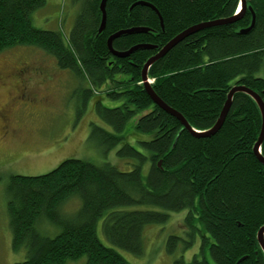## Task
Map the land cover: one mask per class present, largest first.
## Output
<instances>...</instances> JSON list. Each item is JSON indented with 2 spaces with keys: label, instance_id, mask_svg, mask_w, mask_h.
<instances>
[{
  "label": "trees",
  "instance_id": "16d2710c",
  "mask_svg": "<svg viewBox=\"0 0 264 264\" xmlns=\"http://www.w3.org/2000/svg\"><path fill=\"white\" fill-rule=\"evenodd\" d=\"M82 1L80 15L65 38L61 31L33 24V13L47 0H0V53L27 46L53 56L58 67L72 72L80 83L82 113L93 94L99 96L94 111L110 129L92 123L89 138L104 153L121 145L117 156L134 164L131 171L122 172L109 162L71 158L43 175L9 176L5 192L12 245L15 251L27 249L26 260L18 264H69L83 258L86 264H130L100 240L99 221L111 244L139 256L145 227L164 224L170 212L182 211L187 212L188 240L170 236L167 252L174 254L180 245L188 251L198 237L202 241L190 263L181 257L175 264H264L257 238L264 227V165L253 151L262 129L256 102L236 93L220 130L197 136L156 105L142 85L144 65L160 49L190 27L235 16L240 0H108L102 33V0L79 4ZM137 2L156 7L164 28L151 7ZM246 2L239 21L192 34L149 70L159 98L196 131L215 126L236 85L264 100V74L258 76L264 72V0ZM252 11L255 26L243 34L252 24ZM136 28L149 32L116 38L114 50L126 52L145 44L157 49L114 56L109 37ZM104 99L122 104L106 108ZM133 118L136 132L128 137L143 134L136 140L140 149L126 140L125 129ZM261 154L264 158V142ZM2 178L0 174V182ZM73 199L78 208L66 212ZM136 206L161 210L126 209ZM44 224L59 233L43 234Z\"/></svg>",
  "mask_w": 264,
  "mask_h": 264
},
{
  "label": "rangeland",
  "instance_id": "374dc122",
  "mask_svg": "<svg viewBox=\"0 0 264 264\" xmlns=\"http://www.w3.org/2000/svg\"><path fill=\"white\" fill-rule=\"evenodd\" d=\"M83 1L79 0H47L44 7L33 13V24L43 30L61 31L68 38L80 15ZM25 70L22 79L28 81L29 87L38 91L40 99L35 105L19 99L17 76ZM262 71L258 76H263ZM87 87L85 85L82 88ZM80 83L72 72L58 67L53 56L44 51L27 46H16L0 53V264H18L26 260L25 247L15 251L13 236L7 211V195L5 181L11 175L39 176L57 168L63 161L71 158L88 160L94 163L109 162L118 165L122 172H129L134 161L117 156L118 148L104 153L90 137L91 124L96 123L110 129L94 111V102L98 94L87 103L84 113L80 107ZM104 93L100 94L103 95ZM103 106L116 108L121 101L104 99ZM26 103V104H19ZM8 120L7 127L12 131L8 134L4 128V119ZM133 118L125 129L126 140L138 149L139 134L128 137L134 132ZM16 130V132H14ZM136 132V131H135ZM149 137V136H148ZM146 137V138H148ZM148 165L145 167L147 171ZM78 202L73 199L65 206L66 212L72 213L78 208ZM128 210H157L153 206H136ZM170 217L164 224L148 225L144 229V251L142 255H134L111 244L103 235L100 220L98 236L109 247L120 252L130 264H175L184 257L190 263L195 254L199 253L201 237L197 244L188 251L180 249L174 254L166 250V242L170 236L188 240L189 228L185 224L187 212H170ZM200 226V225H199ZM40 231L49 236H55L59 230L54 226L44 224ZM86 264V258L69 264Z\"/></svg>",
  "mask_w": 264,
  "mask_h": 264
},
{
  "label": "water",
  "instance_id": "95a60500",
  "mask_svg": "<svg viewBox=\"0 0 264 264\" xmlns=\"http://www.w3.org/2000/svg\"><path fill=\"white\" fill-rule=\"evenodd\" d=\"M107 1L108 0H102L100 3V11H101V15H102V21H101L99 32H101V33L104 31V29L106 27V20H107L106 4H107ZM240 3H241L240 4V12L238 11V14H236L234 17L195 25V26L190 27L187 30L183 31L182 33L177 35L175 38H173L169 43H167L154 56H152L147 61V63L144 65V68L142 70V85L144 86V89L146 90V92L148 93V95L151 97L152 101L156 105L160 106L161 109H163L165 112H167L171 116L177 118L181 122V124L184 126L185 129H187L193 135H197V136H211V135H214L215 133H217L220 130V128L222 127V125L226 119V116H227V114L231 108L234 95L236 93L248 94L249 96H251L255 100L256 104L258 105V107L261 111L262 129H261V134H260V137L258 139V142L255 145L254 152H255L256 156L258 157V159L260 160V162L262 164H264V158L262 157V155L260 153V148L264 142V100L260 95H258L257 93H255L254 91H252L251 89H249L245 86L236 85L235 87H233L231 89V92L228 96V100H227V102H226L215 126L208 131L200 133V132H197L195 129H193L190 126V124L188 123V121L186 120V118L182 114H180L178 111L169 107L165 102H163L159 98V96L154 91L152 84L150 82V78H149V70H150L151 66L153 64H155L158 60L163 58L169 51H171L175 46H177L180 42L185 40L187 37L191 36L192 34L198 32L200 30L206 29V28L228 25V24H232V23L239 21L243 17V15L245 14L246 9H247L246 0H240ZM135 5H147V6L151 7L156 12V14L158 15V17L160 19L161 26H162V28H164L163 18L160 15V13L156 7H154L151 4L144 3V2H137ZM252 14H253V21H252L251 26L247 29L242 30L241 33H243V34L248 33L254 28L255 23H256V15L253 11H252ZM148 32H149L148 29H137V28L119 31L118 33L109 37L108 47L114 56L120 57V58L128 57L133 52H135L139 49H146V50L157 49V46L148 45V44L147 45L146 44L145 45H137V46L131 48L129 51H126V52H118V51L114 50V48H113V41L122 35H127V34H132V33H148ZM257 238H258L259 245L264 252V227H262L260 229V231L258 232Z\"/></svg>",
  "mask_w": 264,
  "mask_h": 264
},
{
  "label": "flooded vegetation",
  "instance_id": "af4514ba",
  "mask_svg": "<svg viewBox=\"0 0 264 264\" xmlns=\"http://www.w3.org/2000/svg\"><path fill=\"white\" fill-rule=\"evenodd\" d=\"M25 70H20V72L24 73ZM22 74L17 76V86H18V92H19V99L20 100H26L29 104L31 105H35L36 102H38V100L40 99V97L38 96V91L36 89H32L29 87L28 81L25 79H22ZM19 104H26V103H19ZM4 119V118H3ZM7 122L8 120L5 118L4 119V128H6V132L9 134L10 131H12L11 128L8 129L7 127ZM16 132V130L14 131Z\"/></svg>",
  "mask_w": 264,
  "mask_h": 264
},
{
  "label": "bare ground",
  "instance_id": "6f19581e",
  "mask_svg": "<svg viewBox=\"0 0 264 264\" xmlns=\"http://www.w3.org/2000/svg\"><path fill=\"white\" fill-rule=\"evenodd\" d=\"M247 10V9H246ZM236 14H238V10L236 11ZM235 14V15H236ZM234 17V16H233ZM249 28V27H248ZM247 29V28H246ZM231 92V91H230ZM264 93V92H263ZM230 94V93H229ZM244 94H246V93H244ZM246 95H248V94H246ZM229 96V95H228ZM249 96V95H248ZM249 97H251V96H249ZM252 98V97H251ZM253 99V98H252ZM228 100V99H227ZM254 100V99H253ZM255 101V100H254ZM227 102V101H226ZM226 104V103H225ZM225 106V105H224ZM224 108V107H223ZM187 130V129H186ZM197 132H199V131H197ZM201 133V132H200ZM256 145V144H255ZM254 148H255V146H254ZM253 151H254V149H253ZM255 153V152H254ZM260 153H261V148H260ZM256 155V154H255ZM262 155V154H261ZM257 157V156H256ZM263 157V156H262ZM258 158V157H257ZM264 165V164H263Z\"/></svg>",
  "mask_w": 264,
  "mask_h": 264
}]
</instances>
